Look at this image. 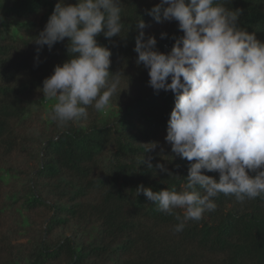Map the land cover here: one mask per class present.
I'll return each instance as SVG.
<instances>
[{
	"label": "trees",
	"instance_id": "obj_1",
	"mask_svg": "<svg viewBox=\"0 0 264 264\" xmlns=\"http://www.w3.org/2000/svg\"><path fill=\"white\" fill-rule=\"evenodd\" d=\"M57 2L0 0V264H264V197L218 194L214 211L175 232L174 216L136 195L138 185L179 187L157 164L187 176L190 162L165 141L174 94L149 86L134 51L139 19L163 53L183 35L178 22L148 15L159 0H121L122 37H96L120 74L117 95L62 125L40 89L69 58L67 38L51 49L34 43ZM222 2L264 42V0Z\"/></svg>",
	"mask_w": 264,
	"mask_h": 264
},
{
	"label": "clouds",
	"instance_id": "obj_2",
	"mask_svg": "<svg viewBox=\"0 0 264 264\" xmlns=\"http://www.w3.org/2000/svg\"><path fill=\"white\" fill-rule=\"evenodd\" d=\"M122 5L121 0H58L35 37L38 48L49 49L67 38L69 58L54 66L40 89L55 100L52 118L62 125L86 118L89 106L106 110L117 95L120 74L109 71L112 53L96 37H122ZM148 15L157 23L178 22L183 33L169 52H159L154 36L145 39L146 24L139 19L134 51L136 63L148 70L149 86L174 94L165 141L190 163L184 178L156 165L177 177L179 187L135 190L174 216V231L181 232L215 210L218 194L239 202L264 197V42L239 25L241 10L226 8L222 0H159ZM205 172L218 173V179Z\"/></svg>",
	"mask_w": 264,
	"mask_h": 264
}]
</instances>
